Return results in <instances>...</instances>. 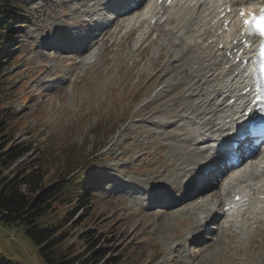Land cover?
<instances>
[{
    "label": "rangeland",
    "instance_id": "1",
    "mask_svg": "<svg viewBox=\"0 0 264 264\" xmlns=\"http://www.w3.org/2000/svg\"><path fill=\"white\" fill-rule=\"evenodd\" d=\"M18 1L25 12L19 14L25 17L15 22L12 40L1 51L10 57L0 73V108L6 110L0 125L13 135L12 143L32 145V152L19 162L33 153L26 161L43 163L45 183L70 172L75 174L72 182L83 181L79 198L87 203L73 219L76 226L68 224L69 242H77L83 231H90V236L98 233L106 258L118 264H264V226L229 242L222 225L211 221L203 228L209 233L201 238H210L214 247L201 251L180 241L184 228L195 227L196 216H186L192 206L170 202L173 193L157 187L168 178L177 183L179 173L169 169L157 181L151 178L162 170L157 165L160 158L177 153L180 160L191 158L194 163L200 157L190 155L191 147L183 143L194 134L186 131L189 123L176 117L184 88L163 95L170 83L159 72L161 66L149 62L156 58L157 45L142 56L130 55L127 45L133 38L123 36L127 28L116 36H102L98 30L115 15L100 16L105 2L96 6V0ZM84 19L101 27L94 32L95 43L83 52L86 55L80 54L82 46L74 50L76 56L71 55L68 46L80 35L74 24ZM167 33L156 40L160 45L169 43ZM58 40L59 49L53 48ZM122 187L133 194L119 193ZM220 193L223 201L228 199L223 192L214 198ZM158 194L162 198L146 209L151 207V196ZM65 209L72 212L74 204L59 214L64 215ZM166 209L174 212L165 215ZM34 248L21 227L0 224V256L10 264H42Z\"/></svg>",
    "mask_w": 264,
    "mask_h": 264
},
{
    "label": "bare ground",
    "instance_id": "2",
    "mask_svg": "<svg viewBox=\"0 0 264 264\" xmlns=\"http://www.w3.org/2000/svg\"><path fill=\"white\" fill-rule=\"evenodd\" d=\"M135 1L136 3H134ZM103 2L107 7L100 13V16L112 13L115 14L114 17L108 19L106 27L99 29L93 26L88 30V36L80 34L79 37L75 38L77 41L74 44H69L67 52L76 56L75 49L82 46L79 50L81 54L87 48H90L97 37V33H94L97 30L96 28L104 37L116 36L122 28H127L129 31L127 35L123 36L133 38V43L127 45L130 55L142 56L148 52L150 46L157 45L155 47L156 58L151 59L152 61L149 60V62L153 65L152 67L161 66L159 72H163V78L170 83L164 89L163 95L169 96L171 93L184 88L183 92L180 93L182 101L179 105H181V108L176 117L189 123V129H186V131L188 134L191 131L194 134L184 139L183 143L191 147L189 150L190 155L197 153L200 159L194 163L191 158L185 161L180 160L177 153H173L168 159L160 158L157 165L162 170L153 173L151 178L157 181L160 177L166 175V170L169 169L179 173L177 183L174 184L173 179L168 178L165 183L158 182L157 187L167 192L175 191L173 195L176 196L172 199L177 198V194H181L179 201L182 205L180 207L192 206L189 209L190 211L187 210L186 216H196L194 218L195 227L187 226L184 228L186 233L182 235L180 241L185 244L188 243V245H197L201 248V251L215 246L210 238L203 241L201 237L204 235H196V230L200 228L198 227L200 224H197L199 214L204 216L206 222L214 221L220 225L224 224L223 227L219 226L222 232L225 231L229 234L227 237L229 242L241 234L256 231L258 226H264V172L255 162L261 157H255L260 149L246 158H242L235 167L227 164L222 166V169L219 167V163L208 160L209 157L204 155L206 154L205 150L210 146L209 144L218 141L214 140L215 133L227 128L229 126L228 121H231L235 116H232L233 112L236 113L239 107L247 103L244 97H237L236 106L225 105L230 98L238 96L236 91L237 77L231 76L240 66V64L234 63L236 54H233L234 50L237 53L241 49V45H239L241 38L236 36L235 19H233L236 14L230 18L231 22L228 30L225 31L222 26L223 20L218 19L219 0L216 2L178 0L175 7L167 11L162 9V7H165L164 4L167 0H164V3L160 5H157L156 1L152 3L151 0H96L94 5L101 6ZM238 4L240 6L242 3ZM120 18L121 22L114 27ZM85 21L84 23L74 24L75 28L86 27ZM150 21L154 22L153 26H150ZM154 32H156V36L153 40H150V36ZM159 32L161 34H158ZM163 32H168L169 35L167 45H160L159 41H156L159 36H162ZM236 40L238 44L232 45ZM56 43H60L59 40ZM59 51H62V49ZM227 53L233 54L232 59L227 57ZM82 55L86 54L83 53ZM163 57L166 61L165 64ZM77 66H80V64L77 63ZM182 102H190V104L185 106ZM182 105L185 107L182 108ZM220 120H222L221 124L218 122ZM180 128H183V126H180ZM202 146L204 148L200 149ZM240 148H238L239 155L244 151ZM261 152L264 155V149ZM220 173L221 178H219ZM222 179H226L227 182L225 181L226 183L222 184ZM204 183L209 184L208 187L202 186ZM241 188L245 189L244 193L240 194L236 191L230 196V190ZM219 192H223L230 197L223 201L220 193L219 197L214 198V194L216 196ZM119 193L133 194L128 188L123 187ZM236 196L242 199V205L238 208L234 207ZM151 198V207L146 208L148 210L158 203L162 195H152ZM212 204H214V207L216 206L215 209L220 213L217 214L218 216H215V211L210 209L209 206ZM226 207L232 208L226 211ZM173 212L174 209H166L164 214L170 216ZM219 215L224 219H219ZM228 215H230V218H228ZM204 225L205 223L201 227L203 228ZM206 242L211 244L204 245Z\"/></svg>",
    "mask_w": 264,
    "mask_h": 264
},
{
    "label": "trees",
    "instance_id": "3",
    "mask_svg": "<svg viewBox=\"0 0 264 264\" xmlns=\"http://www.w3.org/2000/svg\"><path fill=\"white\" fill-rule=\"evenodd\" d=\"M18 0H0V73L4 70L10 56L2 55L16 31L15 22H22L24 14ZM21 13H25L22 11ZM1 83V82H0ZM1 88V84H0ZM0 108V118L6 117ZM13 135L6 126L0 125V224L21 227L23 236L33 244L42 264H118L107 259V251L99 246V234L90 231L79 233L77 242L71 238L68 224L75 227L73 219L80 210H85L83 181H74L72 172L63 173L58 181L45 183L47 171L38 160L27 162L33 153L28 142L12 143ZM34 164L35 166H32ZM69 203L74 204L72 212H59ZM48 223H44L46 221ZM72 220V221H71ZM92 241L91 245H87ZM0 264H10L0 256Z\"/></svg>",
    "mask_w": 264,
    "mask_h": 264
},
{
    "label": "snow or ice",
    "instance_id": "4",
    "mask_svg": "<svg viewBox=\"0 0 264 264\" xmlns=\"http://www.w3.org/2000/svg\"><path fill=\"white\" fill-rule=\"evenodd\" d=\"M262 13H264V10H262ZM262 34H264V33H262Z\"/></svg>",
    "mask_w": 264,
    "mask_h": 264
}]
</instances>
